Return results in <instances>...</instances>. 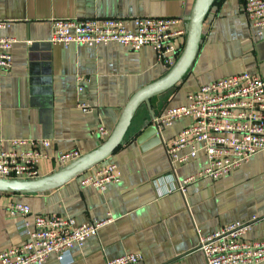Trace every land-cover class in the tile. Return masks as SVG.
<instances>
[{
	"label": "crops",
	"instance_id": "0c3cea01",
	"mask_svg": "<svg viewBox=\"0 0 264 264\" xmlns=\"http://www.w3.org/2000/svg\"><path fill=\"white\" fill-rule=\"evenodd\" d=\"M244 0H214L202 24L194 60L176 85L141 104L122 143L98 164L114 162L120 181L100 190L81 178L96 165L53 189L28 194L0 192V253L24 240L22 217L7 206L19 201L36 214L66 215L78 223L103 219L97 236L60 261L44 264H106L126 253H140L137 264H206L198 239L233 221L254 219L245 239L264 238V152L219 179L182 180L207 164L198 146L185 162L171 163L166 145L190 117L154 129L152 119L186 102L201 84L239 72L264 75V38L254 33L242 11ZM194 0H0V34L15 38L11 69L0 70V139L49 138V159L41 176L60 168L54 156L73 149L86 153L109 134L130 96L169 69L151 46L137 50L117 42L64 46L51 41L54 20L140 16L180 18L186 28ZM184 37L175 39L182 51ZM83 89L77 90V77ZM80 102L90 108L83 110ZM155 127V126H154ZM189 151L184 148L180 154ZM264 264V262L259 263Z\"/></svg>",
	"mask_w": 264,
	"mask_h": 264
},
{
	"label": "built area",
	"instance_id": "2783aa9c",
	"mask_svg": "<svg viewBox=\"0 0 264 264\" xmlns=\"http://www.w3.org/2000/svg\"><path fill=\"white\" fill-rule=\"evenodd\" d=\"M242 11L254 33L264 38V0H244ZM181 21L176 17L160 16L54 20L51 41L64 46L117 42L133 50L148 45L155 51L156 60L170 69L179 56L175 39L186 38V28L180 26ZM3 26L0 21V29ZM15 41L12 36L0 34V70L12 68ZM77 80V90L81 91L84 80L80 76ZM79 106L83 110L90 108L86 102H80ZM183 117H190L191 122L166 145L169 161L183 163L195 155L199 146L207 157V164L185 177L180 189L197 178L219 179L242 166L254 154L264 152V75L244 71L201 84L187 94L185 103L166 108L152 119V124L161 128ZM98 131L104 136L109 135L104 126ZM50 145L49 138L0 139V178L40 177L41 161L51 158ZM184 148L189 151L180 154ZM82 154L80 149H73L53 159L63 167ZM95 165L92 172L81 178L82 183L104 190L109 183L120 181V171L114 162ZM7 210L11 216L22 217L19 228L24 240L1 252L0 264H44L52 255L64 261L72 249L96 237L99 228L111 221L110 214L103 219L81 223L71 216L36 214L31 222V206L19 201L11 202ZM254 219L249 222L236 220L200 236L197 250L202 253L205 263L264 262V238L258 241L245 239ZM142 259L140 253H126L107 260L106 264H137Z\"/></svg>",
	"mask_w": 264,
	"mask_h": 264
},
{
	"label": "water",
	"instance_id": "95a60500",
	"mask_svg": "<svg viewBox=\"0 0 264 264\" xmlns=\"http://www.w3.org/2000/svg\"><path fill=\"white\" fill-rule=\"evenodd\" d=\"M214 0H194L187 16L186 39L175 64L160 78L136 90L123 107L114 128L106 139L96 148L83 153L77 159L60 167L52 173L34 179L0 178V192L14 194L38 193L58 187L107 158L118 146L126 134L137 108L182 79L196 55L202 34V24L208 9ZM153 128L156 129V126Z\"/></svg>",
	"mask_w": 264,
	"mask_h": 264
}]
</instances>
